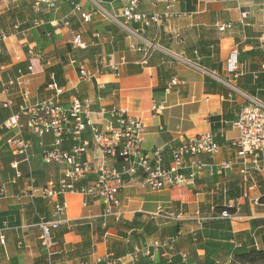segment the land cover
<instances>
[{
	"label": "crops",
	"instance_id": "1",
	"mask_svg": "<svg viewBox=\"0 0 264 264\" xmlns=\"http://www.w3.org/2000/svg\"><path fill=\"white\" fill-rule=\"evenodd\" d=\"M101 3L111 15L121 17L127 0ZM169 4L176 14L173 18L150 27L130 22L127 31L102 15L86 23L68 2H60L52 10L41 7L36 11L33 0H0V31L8 36L0 57L4 66L0 83L17 77L19 69L27 72L32 65L33 73L27 77L30 101H39L54 94L43 86L47 71L55 68L65 108L74 97L88 98L94 109L102 104L116 105L129 115L143 118V150H163L167 165L172 160L171 149L194 135L212 132L222 148L215 159L202 155L204 167L181 187L157 192L139 180L133 181L121 190L116 215L111 217H104L105 206L100 202L88 200L85 206L83 196L65 195L70 224L54 234L64 254L49 258L41 248L39 224L53 219L51 206L40 198L20 202L16 195L32 178L38 187L50 179L57 180L60 168L43 162L42 150L26 128L23 133L31 140L26 163L10 152L4 139L0 140V181L9 194L0 199V264H77L108 253L121 256L117 264H136L140 257V264L143 257L148 264H168L162 254L169 245L173 246V260L200 264L206 251L199 246L212 240L223 245L227 234L233 236L229 243L235 247L264 250V205L258 202L261 189L257 185L264 183V158L258 169L243 174L233 147L239 133L232 127L247 103L240 92L264 102V0H141L138 9L141 14L152 15L166 10ZM81 5L87 11L93 8L88 0H82ZM244 12L248 17L242 22ZM227 23L233 28L218 30L219 24ZM76 34L87 48H73ZM235 48L240 76L233 81L226 74V64ZM15 52L23 57L22 62L14 61ZM79 64L97 73L95 82H80ZM114 64H120L118 74L110 69ZM205 72L225 79L235 89ZM175 80L179 84L174 86L171 83ZM100 96L103 102L97 100ZM14 101L17 107L22 104L17 94ZM155 102L164 103L161 113L152 112ZM0 114L3 119L9 116L1 108ZM93 120L97 122L96 116ZM45 140L50 144L52 137ZM64 149H70L69 143ZM88 159L95 167L101 163L93 145ZM106 161L109 167H120L119 157ZM223 162L232 163V168L223 169ZM94 179L92 175L89 181ZM231 204L240 205L237 219L214 222L217 211ZM195 233L201 235L199 242L194 240ZM155 244L160 245V251L148 259L143 250ZM136 249L140 252L134 260ZM209 249L216 264H231L232 256L221 252L220 247ZM182 253L187 255L185 260Z\"/></svg>",
	"mask_w": 264,
	"mask_h": 264
},
{
	"label": "built area",
	"instance_id": "2",
	"mask_svg": "<svg viewBox=\"0 0 264 264\" xmlns=\"http://www.w3.org/2000/svg\"><path fill=\"white\" fill-rule=\"evenodd\" d=\"M33 1L36 11H40L41 7L52 10L57 8L60 2H68L72 10L78 13L82 21L86 23L90 22L94 16L102 15L117 22L127 31L130 22L150 27L153 24H161L164 19H171L176 15L172 12L171 4L164 11L159 10L152 15L141 14L138 9L141 0H127L121 17L111 15L105 10L101 3L102 0H88L93 6L90 11L83 9L82 0ZM247 17V13H242L241 21L243 22ZM120 18L124 19L123 23L119 21ZM232 28L231 23L218 26L220 31ZM7 39L8 36L0 31V57L4 53ZM72 45L75 50L87 48L86 42L79 34L74 35ZM28 53L32 54V50ZM13 58L19 63L23 59L17 52L14 53ZM119 65L114 64L110 69L118 74ZM261 66L264 71V62ZM226 67V74L235 81L240 76L239 52L236 48L230 54ZM3 69L4 66L0 65V71ZM77 71L80 82H95L97 73L85 65L79 64ZM17 72V77L0 83V108L9 112L6 119H3L0 114V140L4 139L10 152L15 157H21L26 163L29 160L31 145V140L23 133V129L26 128L42 150L43 162L47 166L60 168V176L57 180L50 179L38 187L35 185V179L32 178L27 188L16 195L20 202L40 198L51 206L53 219L39 224L41 248L46 251L49 258L64 254L63 247L54 234L61 226L70 224L66 218L68 207L64 200L65 195L76 193L83 196L85 206L88 200L100 202L105 206L104 217H111L116 215L114 209L118 206L121 190L133 181L139 180L144 187L157 192L178 188L193 180L202 170L204 167L200 158L202 155L215 159L221 152V145L217 143L212 132L198 134L181 140L177 147L172 148L170 152L172 160L167 165L163 150L147 153L143 150L146 134L143 118L129 115L126 110L116 105L102 104L98 109H94L93 101L88 98L81 100L74 97L71 99L70 107L65 108L61 101L63 89L57 86L54 75H51V82L47 85L54 94L49 98L31 102V90L27 77L33 73V66H28L27 72L21 69ZM205 73L232 89L234 88V85L225 79L208 72ZM171 84L175 86L179 83L175 80ZM100 88L105 87L101 85ZM240 93L247 103L239 111L240 113L232 124V127L239 133L237 139L233 141V147L237 151L236 157L242 167L241 172L247 175L252 168L258 169L264 158V102L256 97ZM16 94L22 103L18 107L14 101ZM97 100L104 101L101 96ZM164 109V103L155 102L152 112L158 114ZM93 116H96L97 122L93 120ZM100 121L103 123L100 124ZM7 134L8 136L4 138ZM86 136L89 139H86ZM46 137H52L50 144H46ZM66 143H69V150L64 149ZM91 145L95 146L99 153L101 163L97 167L88 159ZM117 157L121 160L120 167H109L106 160L117 159ZM232 166L230 162L222 164L223 169H231ZM92 175L95 179L89 181ZM8 197L7 189L0 181V199ZM227 207L235 209L236 213L231 214L228 210H224L215 218L236 220L240 205L231 204ZM1 239L4 240L3 237ZM159 247L160 245L155 244L152 249L143 250V255L148 259H153L154 252L160 251ZM166 248L162 257L168 264H171L174 257L173 246L169 245ZM139 252L138 249L135 250L134 260L137 259ZM180 255L183 260L187 258L184 253ZM117 262L118 259L108 253L87 261H79L77 264H117Z\"/></svg>",
	"mask_w": 264,
	"mask_h": 264
},
{
	"label": "trees",
	"instance_id": "3",
	"mask_svg": "<svg viewBox=\"0 0 264 264\" xmlns=\"http://www.w3.org/2000/svg\"><path fill=\"white\" fill-rule=\"evenodd\" d=\"M48 76H47V81L44 84L43 87L47 88V85H49L50 81V74H55V82L57 84V86L62 87V83L58 80V71H56V69L52 68L49 69L48 71ZM258 187H260L261 189V196L258 199V202L262 205H264V183L262 181L257 182ZM224 210H228L231 214H235L236 210L233 208H228L227 206L224 208H221L219 211H217V214L214 216L213 220L214 222L216 221H220V222H229L230 220L228 219H219V218H215L217 217L219 214H221ZM241 212V210H240ZM200 237L201 235L198 233H195L194 235V240L195 242H199L200 241ZM56 238V237H55ZM233 239V236L230 234L225 235L223 240H226L225 244H220L219 242H216L214 240L210 241V243H207L206 245L203 246H199L200 248H204L206 251V258L203 260L202 263L200 264H216V259L215 257H210V253L211 250L209 248L211 247H220L221 252H225L227 255L230 254L232 256V261L231 264H264V250H257V249H248L245 246L241 245L240 247H235L233 244L231 245L229 242ZM56 240L61 244V242L59 241L58 238H56ZM62 245V244H61ZM212 255V253H211ZM116 259H119L121 256L120 255H115ZM162 260V258H160V261ZM142 261V258L140 257L137 260L136 264H140ZM143 264H148L147 259H145L143 257ZM172 264H181V262L178 259H174Z\"/></svg>",
	"mask_w": 264,
	"mask_h": 264
}]
</instances>
